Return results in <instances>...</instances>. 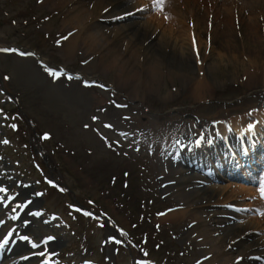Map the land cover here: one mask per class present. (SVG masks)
Instances as JSON below:
<instances>
[{
	"label": "rangeland",
	"instance_id": "374dc122",
	"mask_svg": "<svg viewBox=\"0 0 264 264\" xmlns=\"http://www.w3.org/2000/svg\"><path fill=\"white\" fill-rule=\"evenodd\" d=\"M86 1L0 0V49L16 50L0 53V247L9 239L28 238L23 240L27 264H197L208 250L202 246L206 237L198 238L212 228L208 209L238 216H221L216 226L223 231L243 230L247 226L238 219L245 215L252 225L264 222V211L258 212L264 208L260 190H253L252 208L247 207L249 192L238 189L210 196L204 207L202 198L212 192L200 181L205 175L185 172L189 178L182 180L172 168L184 146H192L194 133L209 144L218 125L254 124L264 116V4L256 15L234 5L226 21L223 15L218 22L208 19V29L200 17V30L192 33L197 52L184 60L181 48L196 23L188 10L179 26L164 18L169 12L154 10L152 0H136L152 17V29L166 39L157 48L158 40L139 34L142 60L136 62L103 28L113 23H89L91 17L84 16L86 25H71L78 15L92 12ZM72 27L83 37L71 55L63 45ZM89 33L96 34V46L86 43ZM28 52L47 67L20 55ZM109 52L128 62L122 77L109 58H102ZM155 59L163 73L152 82L146 71ZM62 69L67 71L58 78L49 75L48 70ZM133 80L137 93L131 91ZM210 151L202 156L198 149L187 150L180 158L199 166ZM232 160L225 150L215 158L218 171ZM197 186L203 189L192 199L190 220L169 218L184 193ZM234 201L244 208L225 207ZM198 215L202 223L196 224ZM259 235L264 237V230ZM214 237L219 236L212 232ZM45 239L50 243L41 256L36 246ZM234 251L225 250L234 257L227 264H240Z\"/></svg>",
	"mask_w": 264,
	"mask_h": 264
},
{
	"label": "bare ground",
	"instance_id": "6f19581e",
	"mask_svg": "<svg viewBox=\"0 0 264 264\" xmlns=\"http://www.w3.org/2000/svg\"><path fill=\"white\" fill-rule=\"evenodd\" d=\"M150 1V0H148ZM198 0H166L165 4V11L164 13L169 12L170 18H172L178 25H182L185 21V12L184 8L188 10L187 14L188 17L192 20H195V25L193 29H188L189 31V43L187 44V47L184 46V48H181V53L184 56V60L186 59H191L193 56H191L193 53L197 52L196 45H194V34L193 32H197L200 30V17L204 19L205 21V29H208L210 26V20L211 17H214V20L218 22V19L221 17V15L224 16V21H226V18H229L228 12H230L232 9H234V5L242 4L244 5L245 10H249L251 14L256 15L257 11L261 10V5L264 4V0H208V3H213L214 8L212 9L211 7H206L205 6V0H202L201 4V9L199 10V7L197 5ZM204 2V3H203ZM86 3L92 8V12L87 13L83 12L85 14L78 15L72 20L71 25H86L83 21L84 16L91 17L90 22L98 21L101 20L103 22H109L113 23L111 25H106L104 24L103 28L107 29V32H110L113 36H110L111 39L120 47H123L125 49L126 55L131 58L134 57L136 59V62L142 60V47L140 44L137 43L136 37L140 34L145 35L147 37L154 38L157 41V48H162L165 45L166 39L164 38V32L162 34H157V32L154 30L153 24L154 22L151 16H147V11L143 9L142 11H138V9H142L140 7L143 2H139L136 0H87ZM206 2V5H208ZM151 3L149 4H143L150 6ZM215 11V12H214ZM203 13V14H202ZM119 17V19H118ZM223 18V17H222ZM231 20V19H230ZM229 20V22H230ZM234 21V19H233ZM208 25V28H207ZM99 27V26H97ZM152 30V31H151ZM203 30V28H202ZM71 31H74V33H70ZM102 31V29L99 31V33ZM151 31V32H150ZM191 33V35H190ZM82 33L80 32H75V28L72 27V30L70 29L69 32L65 34V40H64V45L63 48L65 51H67L69 54H74L76 47H78L79 40L83 36H81ZM139 35V37H140ZM96 34L95 33H89L88 36H86L85 40L88 42H91L92 47L96 46L99 42L98 39H96ZM95 39V40H94ZM139 45V46H138ZM178 45H175L177 47ZM199 48H202V45H199ZM94 49V48H93ZM91 53H88L89 55L93 54L94 50H90ZM103 59L109 58L112 63L111 67L118 68L120 70L119 75L122 77L123 74L126 72V66H128L127 61H123L124 59L116 57L113 53L109 52L105 55H101ZM92 57V55H91ZM126 58V59H129ZM91 60H89L90 62ZM92 70L94 69L93 63L90 62L88 63ZM201 69V68H200ZM215 70V67H210V71ZM87 71V70H86ZM148 77L151 78L152 82H156L159 80L160 76L163 73L162 66L159 64L158 60L155 59L154 62H151L148 65L147 71H146ZM141 74V73H140ZM138 74L137 76H140ZM136 78V76H135ZM136 80V79H135ZM134 81V83L131 85V91L132 93H137V84ZM148 84L153 85L151 82H147ZM200 83V82H199ZM154 88V85H153ZM158 91V89H157ZM259 120L260 122L258 124L254 125L255 131L260 132L261 128L264 126V116L259 115ZM246 124V123H244ZM244 124L240 123H235V125H231L230 129L231 131L242 135L248 134L250 135L251 142L253 143V148H256L257 142H255L251 135H255L256 132L252 131L250 124H246L247 126H244ZM228 125H218L216 132L218 133L219 136H221V139H215L212 138V142L210 145L204 144V138L201 137L196 140H194V143L198 144L199 146H204L210 148L211 154L213 156H219L222 153L223 147L221 144L226 143L229 144V131H230ZM259 142L264 144L263 139H259ZM192 143V146L194 145ZM250 143L247 141H244V147L242 149H246V153L250 154L252 149L249 147ZM194 148V147H193ZM203 154V153H202ZM204 163V160L202 161ZM188 164V161H185L184 158L181 159L180 165L175 168L174 166V173L179 174L182 176V180H186L188 175H186V171H189L188 168L185 167V165ZM206 164V163H205ZM202 173H206L205 176H209L207 178L213 179L218 177V174L215 172L214 169H218V166L214 164L212 167H209L207 170L204 168H200ZM229 174L231 173L235 174V177H239V173H236L235 171H232V169L228 170ZM3 173V172H2ZM190 176V173H188ZM251 175V173L249 172ZM205 182H209L208 179H204ZM228 183L226 184H219V183H212L213 185H210L209 190L212 192L208 193L205 195L202 199H206V203L203 205L206 207L207 202H209L210 196H229L233 192V189H238V190H243L245 192H249V194H253V190L255 189L251 186L244 187L241 186L242 184L240 182H234L235 180L232 179H225ZM240 183V184H239ZM202 187L197 186L192 192L189 193H184V197L182 199V203L180 206H177L176 211L168 214L169 218H175L178 219L181 223L188 222L189 216L192 217V214L190 213L192 210V199L200 194L202 192ZM251 199V198H248ZM250 206H251V201H249ZM194 204V206L199 205ZM232 205H237L239 207V210L242 208L241 206L242 203L240 201H236L235 203H231ZM262 210V209H261ZM223 213L221 210H214L213 208L208 209L207 212V217H209V221H211V229L208 231L206 230L204 235L199 234L198 238L201 236L206 237L205 243L202 244L204 245L205 248H207V252L205 255L199 260L197 264H213V262H217L218 264H227L230 261L234 259L233 256H230L228 254H225L226 249H231L235 250V259L239 260L241 259L240 264H264V237L257 236L258 232L260 231L259 226L260 224L264 223L261 221H256L253 225L251 220L248 221V224L243 220V218H240V226H247L243 228V230H240L238 228L237 230H220L218 229V226H216L219 223L220 215ZM229 216H234V214L227 213ZM202 216V215H201ZM200 215L196 216L194 218V221L196 224L197 223H202L201 222V217ZM225 216V215H224ZM191 222V221H190ZM189 222V223H190ZM251 224V225H250ZM245 225V226H244ZM196 228V227H195ZM195 228L193 230H195ZM192 226H189L190 233ZM197 231V230H195ZM212 232L214 235L219 236L218 238H212ZM186 233V232H185ZM249 239H252V242L249 243ZM13 241V240H11ZM223 245H225L223 247ZM242 245V248L241 246ZM10 250V252H8ZM28 247L26 244L23 243V241L17 242L16 245H13V242H9L6 244V247H0V264H27L26 260V254ZM15 251V254L10 256L11 252ZM232 257V258H231Z\"/></svg>",
	"mask_w": 264,
	"mask_h": 264
},
{
	"label": "snow or ice",
	"instance_id": "6c2138e0",
	"mask_svg": "<svg viewBox=\"0 0 264 264\" xmlns=\"http://www.w3.org/2000/svg\"><path fill=\"white\" fill-rule=\"evenodd\" d=\"M152 3H153L154 10H156L158 13H161V14L164 13L166 0H152ZM142 10L143 9H138V11H142ZM164 18L168 19V16L165 15ZM118 19H119V17H118ZM193 43L195 45V41ZM0 51L8 52V51H16V50H14V49H0ZM20 55L23 56V55H27V54L26 53H20ZM48 72H49V75L53 76L54 78H58L60 75L59 73L51 71V70H48ZM72 78L73 77H71V76L68 77V79H72ZM5 79H7V77ZM101 87H103V86L101 85ZM118 107H119V105H118ZM44 138L47 139V136H45ZM5 143H7V141H5ZM2 191H4V190L0 189V192H2ZM261 194H262V196H264V191H262ZM85 215H90V213H85Z\"/></svg>",
	"mask_w": 264,
	"mask_h": 264
}]
</instances>
